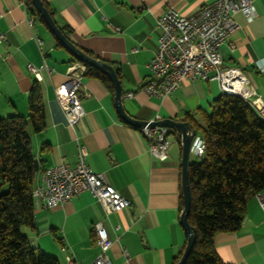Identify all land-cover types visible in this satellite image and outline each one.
Returning a JSON list of instances; mask_svg holds the SVG:
<instances>
[{"label": "crops", "instance_id": "obj_1", "mask_svg": "<svg viewBox=\"0 0 264 264\" xmlns=\"http://www.w3.org/2000/svg\"><path fill=\"white\" fill-rule=\"evenodd\" d=\"M43 1L52 9L56 24L71 31V41L116 68L124 108L130 115L142 120H184L193 114L203 123L215 99L222 95L217 80H186L164 99L142 90L151 76L149 62L158 47L157 18L169 8L191 14L211 0ZM254 5L257 16L253 22L248 23L241 13L235 15L240 26L221 46V53L225 66L240 68L248 78L254 97L259 96L262 103L255 108L264 119V73L255 63L264 57V0H254ZM0 10V31L5 35L0 43V115L28 117L29 92L35 81L41 86L46 126L31 135L33 154L39 161L34 186L41 184L47 167L63 162L75 166L82 144L93 170L131 200L128 208L117 212H107L90 191L52 208L35 202V228H24L32 245L63 264L61 246L67 244L79 264H92L99 253L95 226L101 222L113 240L109 254L114 264H173L186 240L181 223L182 150L177 134L171 136L169 157L155 158L141 127L120 116L115 93L100 78L87 74L83 77L85 112L71 126L57 100L56 87L68 80L67 70L78 59L57 43L26 0H0ZM37 38L43 40L41 46ZM29 63L47 65L40 69L41 80L28 69ZM262 200L264 190L250 195L240 228L216 234L215 247L223 262L264 264Z\"/></svg>", "mask_w": 264, "mask_h": 264}, {"label": "trees", "instance_id": "obj_2", "mask_svg": "<svg viewBox=\"0 0 264 264\" xmlns=\"http://www.w3.org/2000/svg\"><path fill=\"white\" fill-rule=\"evenodd\" d=\"M26 4L45 23L33 1L26 0ZM60 29L70 39L71 31L66 26ZM57 43L62 45L59 40ZM86 74L100 78L115 93L113 83L103 72L87 65ZM28 105V117L0 115V264H61L57 257L33 246L24 231L35 228L33 190L37 170L31 135L46 126L39 81L29 92ZM185 119L206 142L204 156L193 159L189 167L188 219L196 229V241L185 264H227L217 254L215 236L238 230L248 197L264 190V119L248 100L227 93L215 99L203 123L197 122L193 114ZM175 133L180 140V134ZM186 243L187 234L173 264H177Z\"/></svg>", "mask_w": 264, "mask_h": 264}, {"label": "built area", "instance_id": "obj_3", "mask_svg": "<svg viewBox=\"0 0 264 264\" xmlns=\"http://www.w3.org/2000/svg\"><path fill=\"white\" fill-rule=\"evenodd\" d=\"M237 13H241L248 23L253 22L257 16L254 0H211L187 15L180 14L174 8L167 9L157 18L160 30L158 47L149 62L151 76L143 84L142 90L164 99L186 80H217L223 93L238 96L239 93H247L255 101V107H260V97H254L256 92L244 72L237 67L225 66L223 62L221 46L227 42L231 32L240 26L235 19ZM2 15L0 10V18ZM4 39L5 35L0 31V43ZM36 40L40 46L43 44L41 38ZM255 63L257 69L264 73V57ZM44 67L47 65L38 67L28 64V69L38 80L42 79L40 69ZM86 71L85 63L74 61L67 70L68 80L56 87L57 100L71 126H75L85 112L83 77ZM128 95L132 96L133 92ZM154 119L158 118L149 120L141 130L147 139L150 154L159 160H166L173 130L151 125ZM191 155L194 159L200 158L196 136L192 141ZM87 156L86 147L79 144L75 166L63 162L45 168L41 184L37 185L36 201H42L46 208H52L70 201L83 191H90L107 212L128 208L131 200L108 183L102 173L93 170ZM261 204L264 206L263 200ZM95 232L99 253L92 264H114L109 254L113 240L101 222L96 223ZM61 250L65 253L64 264H79L67 244H62Z\"/></svg>", "mask_w": 264, "mask_h": 264}, {"label": "water", "instance_id": "obj_4", "mask_svg": "<svg viewBox=\"0 0 264 264\" xmlns=\"http://www.w3.org/2000/svg\"><path fill=\"white\" fill-rule=\"evenodd\" d=\"M38 12L44 18L47 26L54 33L57 40H59L63 46L68 49L79 61H82L86 65L92 66L99 71L106 74L115 87V102L117 110L123 120L130 123L136 127L145 126L149 120H142L136 118L129 113L124 108V90L122 87V82L118 76L116 68L108 63L107 61L89 55L85 50L80 48L77 44L71 41L56 24L53 15L50 13L48 8L45 6L43 0H32ZM151 125H159L170 127L173 132H178L180 134V145L182 148V192H183V203L184 208L181 212V223L187 234V243L183 254L178 260L177 264H185L188 256L190 255L192 248L196 241V229L189 223V211L191 203V186L189 180V167L191 163V145L194 137L197 134V129L188 120H178L171 117L154 119ZM35 169H39V161L35 159L34 161Z\"/></svg>", "mask_w": 264, "mask_h": 264}, {"label": "bare ground", "instance_id": "obj_5", "mask_svg": "<svg viewBox=\"0 0 264 264\" xmlns=\"http://www.w3.org/2000/svg\"><path fill=\"white\" fill-rule=\"evenodd\" d=\"M239 96H241L245 100H248L251 104H253L255 106V101L250 99V95L249 94H247V93H239ZM196 138H197V141H198L199 147H200V158H202L204 156V154H205L206 142H205L204 138L202 136L198 135V134H196ZM36 192H37V186H35V188L33 190V196H34L35 202H37L36 201Z\"/></svg>", "mask_w": 264, "mask_h": 264}, {"label": "rangeland", "instance_id": "obj_6", "mask_svg": "<svg viewBox=\"0 0 264 264\" xmlns=\"http://www.w3.org/2000/svg\"><path fill=\"white\" fill-rule=\"evenodd\" d=\"M200 133V132H199Z\"/></svg>", "mask_w": 264, "mask_h": 264}]
</instances>
